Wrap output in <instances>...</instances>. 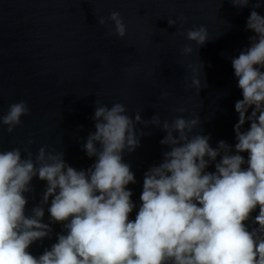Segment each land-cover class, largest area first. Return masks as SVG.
Listing matches in <instances>:
<instances>
[{
  "label": "clouds",
  "instance_id": "1",
  "mask_svg": "<svg viewBox=\"0 0 264 264\" xmlns=\"http://www.w3.org/2000/svg\"><path fill=\"white\" fill-rule=\"evenodd\" d=\"M231 3L241 9L252 3L246 30L254 33L249 47L231 59L242 92L234 105V146L221 140L212 147L199 116L185 118L184 108L176 109L180 115L171 121L159 114L144 120L140 111L129 115L123 103L109 107L96 100L95 131L83 144L95 161L86 170L70 166L63 152L46 145L35 156L28 147L23 155L20 148L0 150V264H264V16L256 11L261 0ZM109 22L110 34L123 39L127 29L121 14L98 18L101 27ZM168 25L176 21L169 19ZM176 35L196 48L209 40L203 25ZM192 52L189 46L182 50ZM188 67L191 83L186 80L185 86L199 95L206 86L198 76L203 64ZM29 114L26 101L10 104L0 114V129L11 134ZM246 122L250 126L244 129ZM139 125L164 132L160 145L167 150L144 173L137 207L127 187L136 183L135 174L124 154L135 152L150 134ZM32 143L27 141L29 147ZM34 178L45 188L28 210L26 194L34 193ZM53 224L62 225L55 243L33 255L30 246L52 239Z\"/></svg>",
  "mask_w": 264,
  "mask_h": 264
},
{
  "label": "water",
  "instance_id": "2",
  "mask_svg": "<svg viewBox=\"0 0 264 264\" xmlns=\"http://www.w3.org/2000/svg\"><path fill=\"white\" fill-rule=\"evenodd\" d=\"M251 10L252 3L241 9L231 0H0V114L20 100L30 109L11 134L6 127L0 129V150L20 148L23 155L28 147L35 156L46 145L63 152L70 166L86 170L95 161L83 144L95 131L96 100L109 107L123 103L129 115L140 111L144 120L159 114L162 121H171L180 115L176 109L184 108L185 118L199 116L212 147L221 140L234 146V105L242 92L231 59L249 47L254 35L246 30ZM112 11L119 12L126 25L123 39L110 34V22L98 24L99 17ZM256 11L264 16V0ZM181 18L187 22L182 24ZM169 19L176 26L169 27ZM201 25L209 40L199 48L176 35ZM186 46L192 47L191 55L182 54ZM200 62L198 76L206 86L197 95L185 83H191L188 66L198 68ZM163 93L168 94L165 99ZM249 126L246 122L243 127ZM137 127L150 134L141 138L135 152L125 153L124 160L135 174L136 183L127 187L138 207L143 175L160 163L167 149L160 145L165 133L159 128ZM242 155L247 159V153ZM31 183L35 191L26 194L28 210L40 202L45 188L38 178ZM43 221H49L47 206ZM52 227V239L30 246L33 255L55 243L62 225Z\"/></svg>",
  "mask_w": 264,
  "mask_h": 264
}]
</instances>
